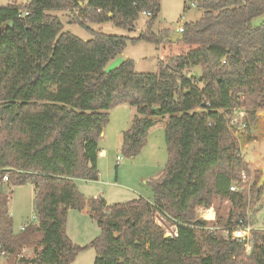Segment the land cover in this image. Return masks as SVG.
I'll return each mask as SVG.
<instances>
[{
	"label": "trees",
	"instance_id": "1",
	"mask_svg": "<svg viewBox=\"0 0 264 264\" xmlns=\"http://www.w3.org/2000/svg\"><path fill=\"white\" fill-rule=\"evenodd\" d=\"M192 1L203 16L186 24L175 43L169 31L153 32L160 0H32L0 7V244L9 255L35 246L34 257L16 264H72L87 248L69 239L68 214L87 207L101 229L90 245L95 264H242L244 244L232 237L211 234V253L201 254L196 230L208 223L197 213L211 209L216 197L227 199L235 227L239 219L248 223L247 209L261 199L257 183L251 196L230 189L250 171L231 123L241 119L250 133L264 110V0ZM54 11L76 13L74 22L92 39L65 32ZM144 12L150 14L147 29L134 38L89 26L112 23L135 32ZM129 41L161 51L158 72H138L130 59L106 71ZM196 68L200 76L191 72ZM122 104L137 109L123 133L127 159L142 153L157 119L169 117L168 163L150 182L153 201L109 205L76 186L79 179L99 180V140L110 112ZM7 175L12 187L31 184L36 193L37 221L17 235L3 192ZM157 211L177 224L178 238L165 237L154 221ZM248 264H264V232H254Z\"/></svg>",
	"mask_w": 264,
	"mask_h": 264
},
{
	"label": "rangeland",
	"instance_id": "2",
	"mask_svg": "<svg viewBox=\"0 0 264 264\" xmlns=\"http://www.w3.org/2000/svg\"><path fill=\"white\" fill-rule=\"evenodd\" d=\"M23 0H0V4H19ZM161 2V13L153 26V32L157 35H160L163 31H169L171 34L176 33L181 26L186 24L194 23L199 21L203 16V10L199 7H191V0H160ZM3 6V5H1ZM0 6V7H1ZM187 6V8H186ZM190 7V8H189ZM51 14L58 16L64 24L65 32H70L82 40L92 39V34L87 29L83 28L78 23L74 22V17L76 13L71 12H59L54 11ZM263 19H257L254 23L259 25ZM147 17L145 15H140V18L137 22V27L135 32H129L127 30L118 28L112 23L104 24H89L90 28L95 32H101L108 35H118V36H128L130 38L137 37L143 31L147 29ZM161 57V51L153 44L141 41L137 44H133L131 41L127 43L125 50L119 54L114 60L110 61L107 65L106 71L115 69L119 67L126 60H133L135 63V69L138 72L145 73H156L159 70V60ZM193 74L200 75V70L191 71ZM127 110L129 108H134L130 105H126ZM136 110V108H134ZM122 109H116L111 112L109 132L112 131L113 135L117 132L118 126H122ZM126 111V110H125ZM264 110H260L257 114L260 116L261 120L259 123L251 128L249 133L246 129V123L241 119H237L236 123H231L234 128L235 137L239 140L242 154L245 159V162L249 165V173L247 181H241L238 184V191L243 192L244 194L250 195L252 187L257 183V189L262 177V169L264 166ZM124 119L127 121L129 119L128 113H126ZM132 119V118H130ZM166 131L163 126L160 124L157 127H154L153 130H150L149 137L146 146L142 151V155L135 159H127L122 155L121 152H116L114 144L117 142L116 137L111 139V160L112 168L109 171L106 181H111V183H117L114 185L105 186L104 189L109 192V195H112L113 198L110 200V204L117 203H126L138 196L132 192V190H137L141 192L144 198L152 199L154 197L152 186L150 182L157 179L163 173L168 163V146L166 141ZM248 136L256 138L255 142L248 141ZM114 140V144H113ZM109 143V142H108ZM113 144V145H112ZM248 145V146H247ZM247 146V147H246ZM120 157V165L117 166L116 161L117 157ZM163 166L165 168H163ZM8 177V175H7ZM261 192V199L259 203L255 206H251L247 209L248 223L255 226L259 229L258 233L264 232V185L259 189ZM3 192L9 196V214L13 219V230L14 234H20L21 228L30 224L33 221L35 216L34 210V198H35V188L33 185L28 184L25 186L12 187L8 182H4ZM251 196V195H250ZM146 198V199H147ZM214 211L207 213L198 210V217L201 220L204 219L202 216L204 214H211V221H206L208 224L204 229L196 230V236L198 244L201 248V254L203 256L210 255L211 248L207 242L208 237L212 234L214 237L219 239L227 238L226 232L231 230L234 225H231L228 221L229 213L232 209V204L227 199L215 198L213 207ZM73 211V210H70ZM76 211V210H75ZM215 213V217L214 214ZM74 212L71 215L70 219V234L73 238L79 241H85L83 239H78L77 235L74 232L78 226L85 224L86 231L80 233V236L88 233L90 237H99L101 235V230L95 220L90 216L88 220L90 223L95 226L89 228L90 223L84 221ZM79 214V213H78ZM213 215V216H212ZM214 220V221H213ZM234 222V220H233ZM68 224V219H67ZM79 226V229L81 228ZM96 230V232H94ZM213 230V231H211ZM92 235V236H91ZM95 238V239H96ZM89 239V238H88ZM93 239V241L95 240ZM87 241V240H86ZM92 241V242H93ZM91 242V243H92ZM91 243L84 250L86 253H83V257L80 263L78 264H93L94 259L96 258V252L93 248L90 247ZM35 246H26L24 247L19 254L9 255L6 258L1 257L0 255V264H16L18 259L21 257L32 258L34 257ZM88 250V251H87ZM94 258V259H93Z\"/></svg>",
	"mask_w": 264,
	"mask_h": 264
},
{
	"label": "crops",
	"instance_id": "3",
	"mask_svg": "<svg viewBox=\"0 0 264 264\" xmlns=\"http://www.w3.org/2000/svg\"><path fill=\"white\" fill-rule=\"evenodd\" d=\"M5 4L6 3H4V4H0V6L1 5H3V6H5ZM176 33H178V31L176 32ZM176 33H173L172 35H174V34H176ZM194 70H200L201 71V68H196V69H194ZM193 70V71H194ZM201 75V74H200ZM199 75V76H200ZM126 105L127 104H122V105H120V106H118V107H116L115 109H113L111 112H113L114 110H116V109H122V111H121V113H122V120H121V122H122V126H118V128H117V132L115 133V135H113V133H112V131H110L109 132V127L111 126V124H109L106 128H105V130H104V135H103V137L99 140V156H98V161H97V166H98V171H99V180L98 181H96V182H93V181H86V180H82V179H79V180H77L76 181V186H77V188H78V190L86 197V198H88V199H90V198H99V197H102L106 202H107V204H109V205H112V204H110V198L112 199L113 198V196L112 195H109V192H107L106 193V191H105V189H104V187L105 186H109V185H114V184H117V183H111V181L109 182V181H106L105 179L108 177V174H109V171L111 170V168H112V160H111V149H112V146H111V139H113V137H116V140L115 141H117L115 144H114V140H113V144H114V148H116V152H121V148H122V144H123V133L125 132V131H127L130 127H131V123H132V121H133V119H134V117L137 115V109L136 110H134V108H129V110H127L126 108H124V107H126ZM126 110V111H125ZM111 112H110V116H111ZM126 113H128V116H129V119H127V121H125V123H124V119H125V115H126ZM263 113H264V111H263ZM130 118H132V119H130ZM168 119H169V117H166V118H158L157 119V122H158V124H157V126H159L160 124L163 126V128L164 129H166V124H167V122H168ZM156 126V127H157ZM151 130H153V128L151 129ZM109 142V143H108ZM255 142V141H254ZM112 144V145H113ZM248 146V145H247ZM246 146V147H247ZM143 154V153H142ZM141 154V155H142ZM140 155V156H141ZM139 156V157H140ZM119 157V156H118ZM118 157H117V161H116V163L115 164H117V166L118 165H120V162L118 161ZM138 157V158H139ZM137 159V158H136ZM249 166V165H248ZM163 168H165L164 166H163ZM263 168H264V166H263ZM165 170V169H164ZM164 170L163 171H161V172H164ZM163 174V173H162ZM161 174V175H162ZM160 175V176H161ZM159 178V177H158ZM157 178V179H158ZM132 192L133 193H135V194H138V196L136 197V198H134V199H132V200H136V199H139L140 197H142V198H144V196H142L141 194V192H139V191H137V190H132ZM147 198V197H146ZM145 198V199H146ZM216 198H219V199H221L220 197H216ZM35 199V198H34ZM148 200H150V201H153L154 200V197L152 198V199H150V198H147ZM222 200V199H221ZM131 201V200H130ZM111 202H113V201H111ZM200 210V209H199ZM205 210H209V209H204V208H201V211H203V212H205V213H207ZM211 210H213L214 211V209L213 208H211ZM74 212H78V213H76L77 215H78V217H80L81 219H83L84 221H86V222H89V221H91L90 219L88 220V217L90 216V214H89V208L87 207V208H85V210L84 211H81V212H79V211H75V210H73V211H69V214H68V224H67V228H66V233H67V235H68V237H69V239L75 244V245H78V246H87V245H89L92 241H93V239H95L96 238V235H95V237H90V235L88 234V233H85L84 235H82V236H80V233H82V232H84V231H86V228H85V224H82L80 227V229H79V226H78V228L75 230L74 229V232H75V234L77 235V237H78V239H83V240H85V241H79V240H77V239H75V238H73L72 236H71V234H70V229H69V227H70V219H71V215L74 213ZM213 214H214V217H215V213L213 212ZM204 217H205V214L203 215ZM91 217V216H90ZM214 221V220H213ZM90 223V222H89ZM93 228V227H95L93 224H92V222L90 223V225H89V228ZM93 229H97V228H93ZM101 230V229H100ZM94 232H96V230H94ZM92 236V235H91ZM89 238V239H88ZM87 240V241H86ZM94 250V249H93ZM88 251V250H87ZM95 251V250H94ZM83 253H86L85 251H83V252H81L77 257H76V259H75V261L72 263V264H78V263H80V261H82V259H85L86 260V257L87 256H85V258H82L83 257ZM96 257H97V254H96ZM94 259V258H93ZM95 260H96V258L94 259V263L93 264H95ZM83 262V261H82Z\"/></svg>",
	"mask_w": 264,
	"mask_h": 264
},
{
	"label": "built area",
	"instance_id": "4",
	"mask_svg": "<svg viewBox=\"0 0 264 264\" xmlns=\"http://www.w3.org/2000/svg\"><path fill=\"white\" fill-rule=\"evenodd\" d=\"M32 0H23L22 2H20L19 4H29ZM192 1V0H191ZM191 7H198V3L195 1H192L191 3ZM22 16H27L29 15V12L27 10H23L22 12H20ZM143 15H145L146 17H148L150 14L147 12H144ZM179 34H183L184 33V26H181L178 30ZM238 118H235L232 123H236L238 120ZM118 161L120 162V157H118ZM247 176L245 173L242 174V181L245 182L247 181ZM4 182H8L9 179L7 176L4 177L3 179ZM238 184H234L231 187V192H237V187ZM208 212L213 211L211 209L207 210ZM204 219L205 217L202 216ZM37 221V217L34 216L33 217V221L31 223H35ZM154 221L156 223L157 226H159L160 228H162V230L164 231L165 237L166 238H172V239H176L179 236V229L177 224L173 223L169 217H167L166 215H164L163 213H161L160 211H157L154 215ZM207 221V220H206ZM29 224L24 225L21 228V232H24L25 229L28 227ZM259 229H257L255 226L251 225L250 223H246L244 219H239L237 225L233 228H231V231H227L226 232V236L227 237H232L233 240H237L239 242H242L244 244V252L243 255L241 257V261L242 264H248L249 258L252 254V250H253V236H254V232L258 231ZM213 231V230H211ZM0 255L3 258H6L9 256V254L7 253V251H5V249L3 248L2 244H0Z\"/></svg>",
	"mask_w": 264,
	"mask_h": 264
},
{
	"label": "water",
	"instance_id": "5",
	"mask_svg": "<svg viewBox=\"0 0 264 264\" xmlns=\"http://www.w3.org/2000/svg\"><path fill=\"white\" fill-rule=\"evenodd\" d=\"M11 28H12V22H10L9 24H8ZM181 34H179V33H176V34H174V35H172L171 36V42L172 43H175L178 39H180L181 38ZM155 109H157V107H155ZM264 185V168L262 169V177H261V179H260V182H259V185H258V188L260 189L262 186Z\"/></svg>",
	"mask_w": 264,
	"mask_h": 264
},
{
	"label": "bare ground",
	"instance_id": "6",
	"mask_svg": "<svg viewBox=\"0 0 264 264\" xmlns=\"http://www.w3.org/2000/svg\"><path fill=\"white\" fill-rule=\"evenodd\" d=\"M212 213V211H211ZM213 216V215H212ZM208 219L207 221H211V214L208 216V214H205V220Z\"/></svg>",
	"mask_w": 264,
	"mask_h": 264
}]
</instances>
